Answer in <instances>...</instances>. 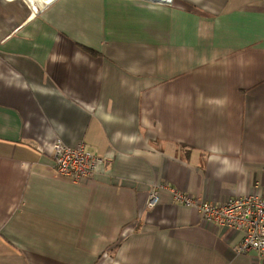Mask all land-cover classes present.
<instances>
[{
    "label": "crops",
    "instance_id": "crops-1",
    "mask_svg": "<svg viewBox=\"0 0 264 264\" xmlns=\"http://www.w3.org/2000/svg\"><path fill=\"white\" fill-rule=\"evenodd\" d=\"M31 11L0 0V264H264L166 190L146 207L155 184L211 203L264 185V2ZM58 140L97 174L59 177Z\"/></svg>",
    "mask_w": 264,
    "mask_h": 264
},
{
    "label": "built area",
    "instance_id": "built-area-1",
    "mask_svg": "<svg viewBox=\"0 0 264 264\" xmlns=\"http://www.w3.org/2000/svg\"><path fill=\"white\" fill-rule=\"evenodd\" d=\"M38 150L43 152L41 147ZM52 153L56 174L75 183L93 178L97 174L98 165L104 161L97 154L91 153L83 142L69 146L58 140ZM161 190L170 192L181 205L196 210L204 223L243 231L244 239L236 247L237 254L255 252L264 260V185L257 184L251 194L211 203L181 192L167 183L155 184L148 195V209L159 203Z\"/></svg>",
    "mask_w": 264,
    "mask_h": 264
},
{
    "label": "bare ground",
    "instance_id": "bare-ground-1",
    "mask_svg": "<svg viewBox=\"0 0 264 264\" xmlns=\"http://www.w3.org/2000/svg\"><path fill=\"white\" fill-rule=\"evenodd\" d=\"M22 1H24L29 6L30 10H32V12L35 14L38 11L39 7H41V5H42L41 3H43V2H44V4L48 3V2L50 3L53 0H45V1L41 2L40 4H39V0H22Z\"/></svg>",
    "mask_w": 264,
    "mask_h": 264
},
{
    "label": "rangeland",
    "instance_id": "rangeland-1",
    "mask_svg": "<svg viewBox=\"0 0 264 264\" xmlns=\"http://www.w3.org/2000/svg\"><path fill=\"white\" fill-rule=\"evenodd\" d=\"M10 1H12V0H10ZM43 1H45V0H39V4H40L41 2H43ZM41 4H42V5H41V7H43V5H44V2H43V3H41ZM41 7H40V8H41ZM40 8H39V9H40ZM31 12H32V11H31ZM32 14H33V13H32ZM33 15H34V14H33Z\"/></svg>",
    "mask_w": 264,
    "mask_h": 264
},
{
    "label": "water",
    "instance_id": "water-1",
    "mask_svg": "<svg viewBox=\"0 0 264 264\" xmlns=\"http://www.w3.org/2000/svg\"><path fill=\"white\" fill-rule=\"evenodd\" d=\"M154 2H156V1H154ZM161 3V2H160Z\"/></svg>",
    "mask_w": 264,
    "mask_h": 264
}]
</instances>
